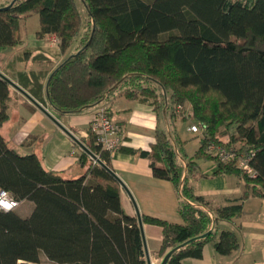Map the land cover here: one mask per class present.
Segmentation results:
<instances>
[{"label":"trees","instance_id":"16d2710c","mask_svg":"<svg viewBox=\"0 0 264 264\" xmlns=\"http://www.w3.org/2000/svg\"><path fill=\"white\" fill-rule=\"evenodd\" d=\"M81 1L89 30L82 46L50 68L15 72L14 82L62 114L79 112L120 87L129 99L164 107L170 126L188 107L191 118L205 125L192 158L172 127L155 131L150 150L122 144L115 150L148 158L153 176L171 181L179 193L181 223L141 214L143 223L161 228L157 258L208 230L175 250L167 264L199 257L206 243L229 254L238 247L236 234L222 230L217 237V221L239 217L249 197L264 200V0ZM10 2L0 4V53L20 43L19 22L32 13L39 18L37 35H54L59 54L76 40L83 20L75 0H14L5 8ZM40 59L52 62L42 50L24 51L22 61L26 67ZM12 92L0 75V189L27 206L0 210V264H146L136 216L123 210L119 184L88 154L79 153L85 172L66 177L45 169L35 153L8 145L1 127ZM224 139L251 154V171L206 151ZM80 140L111 167V151L89 127ZM198 159L213 164L211 176L236 177L241 195L212 210L189 184L198 173L207 176Z\"/></svg>","mask_w":264,"mask_h":264},{"label":"crops","instance_id":"0c3cea01","mask_svg":"<svg viewBox=\"0 0 264 264\" xmlns=\"http://www.w3.org/2000/svg\"><path fill=\"white\" fill-rule=\"evenodd\" d=\"M7 1L0 0V4ZM46 36L52 37L51 34L42 37L37 35L40 43L35 45L33 52H47L46 44L42 43ZM20 65L15 69L2 66L0 71L15 81L13 74L26 69L24 62L21 67ZM40 66L41 64H37L32 69H40ZM13 91L8 106L9 117L5 121L7 124L4 123L1 127V133L8 145L20 154L35 153L45 169L59 171L66 177H75L85 172L86 165L81 166L79 163L81 149L25 96L14 88ZM39 103L79 138L87 135L91 113L97 105L102 104L107 106L111 118L120 125L123 146L150 150L155 131H169V112L164 107L161 108L160 114L159 109L155 110L149 101L129 99L119 89L106 94L94 105L75 113L62 114L48 102ZM175 130L177 132L176 127ZM180 138L183 139L181 136ZM110 166L126 184L141 214L157 216L171 222H182L178 213V191L171 181L153 176L148 158L137 153L113 150L110 153ZM205 170L200 167L199 172L207 176L198 173L190 178L189 184L194 193L202 196L212 210L241 195L242 184L236 177L211 176L214 170L211 162ZM120 201L123 210L135 216L133 204L121 187ZM23 203L25 202L21 204ZM143 228L147 247L152 248V254L156 257L155 252L161 241V228L146 223H143ZM222 230H230L236 234V249L227 255H219L211 243H206L199 257L184 258L182 264H264V200L258 197L244 200L243 213L239 217L230 221H217V237Z\"/></svg>","mask_w":264,"mask_h":264},{"label":"rangeland","instance_id":"374dc122","mask_svg":"<svg viewBox=\"0 0 264 264\" xmlns=\"http://www.w3.org/2000/svg\"><path fill=\"white\" fill-rule=\"evenodd\" d=\"M9 1V0H8ZM77 3V7L80 11L81 17H82V24L79 30V33L77 35L76 40L72 43L71 47L64 53V54H59V47L57 45V43H53V39L56 38L54 35H52V37H44V41L42 43H45L46 45V51L50 54V56L52 57V62L47 63L48 61H41L40 60H35V61H28L26 64V68H32L33 66H37V64H41L40 68L45 66L46 68H50L52 65L58 64L62 58H64L69 52H74L76 50H78V48H80L84 42V40L86 39V36H88V17L86 16L85 13V7L84 4L82 3L81 0H75ZM39 18L38 15L36 13H32L24 18H22L19 22V26L17 28L16 34L18 36V38H20V43L10 46V47H6L2 50V52L0 53V63L1 66H4L5 68L9 67H13L14 69L17 67L19 68V65L22 63V58L24 57V51H28V52H32L36 49L35 45L39 42L38 38H37V31L39 30ZM40 37V36H39ZM42 37V36H41ZM40 43V42H39ZM35 48V49H34ZM19 57H21V59L19 60ZM20 63H19V62ZM22 64L20 65V67L22 66ZM34 67V68H35ZM44 67V68H45ZM12 68V69H13ZM38 70V69H37ZM144 85L148 84L149 86L155 87L154 83H144ZM121 91H124V87H120L118 88ZM157 94H159V99H162V94H161V90L159 88L156 89ZM170 102V100H169ZM188 106V105H186ZM188 107H186V109H182L181 111H179L178 113H175L173 116V125H169V129L177 128V133L179 136H181L183 138V140H185V151L188 155V158H192L195 150L197 149L198 145H199V137L201 136L198 133H194L191 132L189 130V126L191 124H196V121H194L190 114L188 113ZM161 108L159 107V112L161 114ZM169 119V117H168ZM7 124V122L5 123V125ZM4 130V129H3ZM233 145L236 146V144H238V141H236V143H232ZM179 160L184 163V161L179 158ZM198 164L201 167V169H203V171H206L205 169L208 168L210 166V162L204 159H198ZM126 185V184H125ZM23 204H20L19 209L23 210L26 206ZM152 248L149 246L148 247V251L151 257V261L152 264H159L162 258H157L152 254ZM154 262V263H153ZM43 264H49L46 261H43Z\"/></svg>","mask_w":264,"mask_h":264},{"label":"built area","instance_id":"2783aa9c","mask_svg":"<svg viewBox=\"0 0 264 264\" xmlns=\"http://www.w3.org/2000/svg\"><path fill=\"white\" fill-rule=\"evenodd\" d=\"M58 39L54 38L53 43H57ZM89 130L95 135L96 142L106 150L113 151L122 144V129L115 122L108 111L106 105H97L92 111L89 124ZM205 129L203 124H191L189 130L194 133L202 134ZM222 143H209L206 151L210 152L222 161H234V163L245 171H251L249 164L251 154L240 151L239 147L229 144L226 139ZM20 202L13 198L7 191L0 189V210L9 211L19 206Z\"/></svg>","mask_w":264,"mask_h":264},{"label":"water","instance_id":"95a60500","mask_svg":"<svg viewBox=\"0 0 264 264\" xmlns=\"http://www.w3.org/2000/svg\"><path fill=\"white\" fill-rule=\"evenodd\" d=\"M14 2V0H11V2L5 6V8L9 7L12 3ZM0 75L4 78H6L8 84L14 88L15 90H17L18 92H20L23 96H25V98H27L32 104H34L37 108H39L44 114H46L59 128H61V130H63L72 140L73 142L81 149L83 150L86 154H88V156L97 164H99L104 170H106V172H108V174L120 185V187L128 194L133 207H134V211H135V216L137 219V223H138V227L140 229V234H141V239H142V244H143V251H144V258L146 261V264H152L151 261V257L148 251V247H147V243H146V239H145V234H144V228H143V221H142V217H141V213L140 210L131 194V192L129 191V189L127 188V186L125 185V183L123 182V180L119 177V175L111 168L109 167L107 164H105V162H103L95 153H93L87 146H85V144L80 140L79 137H77L73 132H71L68 128H66L65 126H63L54 116H52L47 110L46 108H44L37 100H35L25 89H23L21 86H19L16 82H14L13 80L5 77L1 72ZM203 208L210 214L211 217H214L213 213L205 206H203ZM213 224L211 225L210 229H212ZM210 233V230H208L207 232L197 236V237H193L181 244H179L178 246L172 248L171 250H169L161 259L159 264H167L171 254L179 249L180 247L186 245L187 243L195 240V239H200L205 237L206 235H208Z\"/></svg>","mask_w":264,"mask_h":264},{"label":"bare ground","instance_id":"6f19581e","mask_svg":"<svg viewBox=\"0 0 264 264\" xmlns=\"http://www.w3.org/2000/svg\"><path fill=\"white\" fill-rule=\"evenodd\" d=\"M154 263V262H153Z\"/></svg>","mask_w":264,"mask_h":264}]
</instances>
